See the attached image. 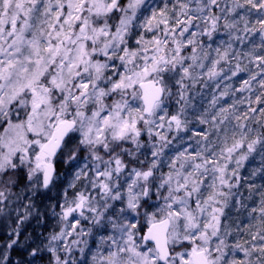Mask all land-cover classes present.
I'll list each match as a JSON object with an SVG mask.
<instances>
[{
    "label": "snow or ice",
    "instance_id": "snow-or-ice-1",
    "mask_svg": "<svg viewBox=\"0 0 264 264\" xmlns=\"http://www.w3.org/2000/svg\"><path fill=\"white\" fill-rule=\"evenodd\" d=\"M45 259L264 264V0H0V264Z\"/></svg>",
    "mask_w": 264,
    "mask_h": 264
},
{
    "label": "rangeland",
    "instance_id": "rangeland-1",
    "mask_svg": "<svg viewBox=\"0 0 264 264\" xmlns=\"http://www.w3.org/2000/svg\"><path fill=\"white\" fill-rule=\"evenodd\" d=\"M250 165V164H249ZM247 166V170H249L250 169V166ZM253 167H256V165H254ZM246 170V171H247ZM245 171V172H246ZM48 225H55V220H54V218H52V217H50L49 218V222L46 224V225H41V226H37L36 224H35V222H33V224H32V226L29 228V231H31L32 230V227H35L36 229H37V232L39 233V232H43L44 233V235H47V231L46 232H44V230H43V228L44 227H48ZM39 264H42V262H39Z\"/></svg>",
    "mask_w": 264,
    "mask_h": 264
},
{
    "label": "trees",
    "instance_id": "trees-1",
    "mask_svg": "<svg viewBox=\"0 0 264 264\" xmlns=\"http://www.w3.org/2000/svg\"><path fill=\"white\" fill-rule=\"evenodd\" d=\"M250 165V169L254 166V165H256V166H258L259 165V157H256V159L254 160V161H252V162H250L249 163ZM249 169V170H250ZM247 174V171L245 172V175ZM55 227V225H48V227L46 228V227H44L43 228V230H44V232H48V231H51L53 228ZM42 264H46V259H45V261H43L42 262Z\"/></svg>",
    "mask_w": 264,
    "mask_h": 264
}]
</instances>
